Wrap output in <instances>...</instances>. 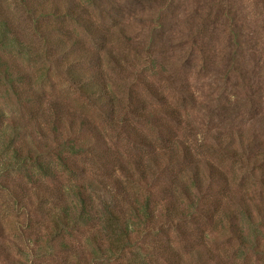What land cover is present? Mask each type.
Instances as JSON below:
<instances>
[{"label":"rangeland","instance_id":"1","mask_svg":"<svg viewBox=\"0 0 264 264\" xmlns=\"http://www.w3.org/2000/svg\"><path fill=\"white\" fill-rule=\"evenodd\" d=\"M130 260L264 264V0H0V264Z\"/></svg>","mask_w":264,"mask_h":264},{"label":"trees","instance_id":"2","mask_svg":"<svg viewBox=\"0 0 264 264\" xmlns=\"http://www.w3.org/2000/svg\"><path fill=\"white\" fill-rule=\"evenodd\" d=\"M70 72H71V77L73 79H77V77H78L77 73L73 72V70H71ZM78 79H79V77H78ZM74 83L76 85L80 86L82 91H84L83 93H87V94L96 93V92H94L95 90L89 91L86 89L85 85H87V84L85 81L80 82V81L74 80ZM74 149H76V148H74ZM38 165H39V163H38ZM39 168L42 171V174H45L44 172H46V170L49 169V164L44 166L43 163L40 162ZM141 174L143 175L144 172L141 171ZM76 188H77V190L75 191V197H77V199L80 200V204L82 206V212H81L80 216L83 219H85V221L87 223H90L91 225L96 223L97 220H99V219H102V222L104 223L103 224L104 225L103 230L105 231V233L99 232L100 235L92 236V242L94 244H97L96 249L98 250V252H102V254L103 253L105 254V251H110L111 255H113V253L120 252L123 249H125V246L129 244V240H130L129 233L127 231L128 225L126 226L125 230H123V232L119 231V226L117 227V223L120 222V218H119V216L114 214V210H112L111 208H109L107 206H104L105 209H103L104 210L103 215L99 216V218H98L97 213L93 212V210H94L93 206H95V204H94L92 195L90 193H88V190L86 189L87 187H85L83 184H79L78 186H76ZM37 197L40 199V202L38 203V204H40V206L43 204L42 202H44L45 198L48 199L47 196H45L44 194L40 195V193H37ZM147 203L148 202H146V206H147ZM248 206L249 205L246 203L241 204V207L244 208L245 212H247V213H248ZM46 213L48 214V211ZM143 213L146 216H148V214L146 212H143ZM229 214L227 213V214H225V216H228L227 218H229ZM50 217H52L54 224H55V227H54L53 232L51 234V236H52L51 239H53V237L58 235L59 231H61L60 230L61 228L58 225L67 222V220L70 219V216H69V213H67L65 210L63 214H60V213L55 214V213L50 212ZM106 258L108 260H110L105 255L104 259L106 260ZM128 264H135V260L134 261L130 260L128 262Z\"/></svg>","mask_w":264,"mask_h":264}]
</instances>
